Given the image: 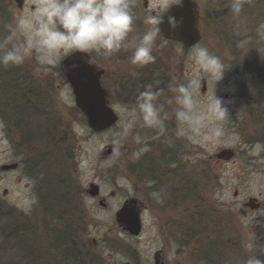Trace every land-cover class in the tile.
<instances>
[{
	"label": "rangeland",
	"instance_id": "obj_1",
	"mask_svg": "<svg viewBox=\"0 0 264 264\" xmlns=\"http://www.w3.org/2000/svg\"><path fill=\"white\" fill-rule=\"evenodd\" d=\"M136 1L139 33L152 10L161 17L173 4L148 0L151 11L146 12L143 0ZM197 2L203 34L197 46L185 49L159 32L152 65H131L128 50L122 63L110 67L122 75L120 81L105 83L118 122L101 133L89 128L70 85L58 74V48L46 53L34 47L22 65L0 66V264H152L164 245L170 248L171 264H246L249 257L264 261V39L257 32L264 24L259 22L263 12L256 6L259 0H243L238 16L230 0ZM15 4L0 0V20L1 15L14 16ZM21 17L25 23L17 38L22 43L31 34L30 12ZM17 23L14 18L12 26ZM241 41H246L243 47ZM201 47L219 59L222 80L196 63L195 50ZM132 71L145 82H136ZM192 81L188 117L175 120L180 106L169 84L188 86ZM148 85L163 90L158 106L164 97L171 101L163 110H171L172 121L185 127L179 136L185 135L187 158L194 159L187 165L185 183L179 178L170 191L164 186V195L172 197L178 186L188 197L186 210L177 215L186 221L182 242L163 240L151 213H145L146 230L139 240L114 221L125 201L137 193L134 162L150 150L148 141L153 140L145 130L149 128L132 113L133 95ZM215 97L228 111L223 119L209 113ZM224 149L235 156L219 160L216 155ZM15 163L17 170H1ZM91 184L101 188L107 207L88 193ZM251 198L261 204L258 210L244 207ZM69 220L74 224V248L57 236L65 229L59 225ZM66 247L74 257L64 256ZM179 249L183 253H177Z\"/></svg>",
	"mask_w": 264,
	"mask_h": 264
},
{
	"label": "clouds",
	"instance_id": "obj_2",
	"mask_svg": "<svg viewBox=\"0 0 264 264\" xmlns=\"http://www.w3.org/2000/svg\"><path fill=\"white\" fill-rule=\"evenodd\" d=\"M175 2L181 5L183 0ZM134 7L135 0H37L35 8L30 9L31 34L26 35L22 43L18 41L17 31L22 29L24 18H19L16 27L5 25L7 35L0 37V66L8 68L22 65L36 47L38 50L47 51L59 48L64 54L70 51L87 54L86 63L98 68L96 55L110 58L115 53L122 50L127 52L131 48L130 64L143 68L155 62L153 45L163 20L160 16L147 15L143 21L146 28L143 33H138ZM242 8L243 0H230L233 14L238 16ZM168 24L176 29L180 22L174 16H169ZM257 32L260 38L264 39V24L258 27ZM245 43L246 41H241L240 46L243 47ZM194 58L202 70H213L211 74L216 81L223 79L224 70L219 59L206 48L196 49ZM215 69H220L218 74ZM131 75L138 77L139 73L132 71ZM192 83L194 81L188 86L169 84V91L175 93V103L180 106V110L176 112L178 119L187 118L192 107ZM162 91H153L152 85L146 86V89L136 96L132 109L133 115L138 116L145 127L159 128L161 131L163 105L158 106L156 101ZM209 113L216 119L228 116L222 100L217 97L213 104L209 105ZM166 115L165 113L164 118ZM246 264H264V261L249 257Z\"/></svg>",
	"mask_w": 264,
	"mask_h": 264
},
{
	"label": "flooded vegetation",
	"instance_id": "obj_3",
	"mask_svg": "<svg viewBox=\"0 0 264 264\" xmlns=\"http://www.w3.org/2000/svg\"><path fill=\"white\" fill-rule=\"evenodd\" d=\"M9 1L10 2L14 1V3L17 4L16 2L17 0H9ZM33 1L34 0H25L23 2L22 8L17 7L18 5L15 4L17 10L14 11L13 18L19 20L21 15H23L26 11L30 12V9H34L37 0H35L36 3L34 4L32 3ZM143 8L146 12L151 11L149 9V4L145 5L144 2H143ZM139 12H140L139 4L135 0L134 13L136 15V28L138 33L140 32L138 25ZM150 14L157 16V13L153 10L150 12ZM129 50L132 49L130 48ZM44 51L46 53L48 52L47 50ZM73 53L75 52L70 51L67 54H64L63 50L58 48L55 54L56 56L55 66L58 67L57 68L58 74H60L61 79L66 84H69V80L61 71V64L68 56H70ZM93 55L96 54L93 53ZM124 56L127 55L126 52L123 50L113 54L110 58H104L101 55H96V59L99 67L105 72L103 76L104 86L105 83L108 82V80L111 79L115 81L121 80L122 78L121 74H118L117 76L115 75L114 72H110L109 70L110 67H113L115 64L122 63ZM149 65H152V63ZM135 79L136 82L138 83L145 82V79L141 78L140 76L135 77ZM139 87L140 85L134 90H137ZM106 88L110 92V105H111V91L108 87ZM137 95L138 93L136 95H133L134 96L133 104H135ZM166 99L167 97H164L159 104L163 105L165 103H169V101H167ZM170 111L163 110V112L161 113V116L163 118V131H161L159 128L145 129L147 131V134L149 136L151 135V138H153L151 142L148 141L150 150L147 153H145L141 159L135 160L134 162L135 163L134 175L136 178L135 184L137 187V193L132 199L134 201L137 211L140 212V217L142 221L141 234L139 236L130 235L135 240H139L144 235L147 224L145 219V213L148 214L151 213L152 215H154L155 219L158 222L159 235L163 240L165 241L177 240L179 242H182V240L184 241L181 232H182V227L184 226L183 223L186 224V221L183 220L184 215L183 216H177V215H182L180 212L186 210L185 207H187L188 197H186L187 195H185V192L184 193L178 192V186L172 197L168 195H164L163 193H164V186L169 190V186L172 183H175L174 181L178 183L177 180L179 178H181V180L184 182L183 179L188 175V172L186 170L187 165L190 163H194L193 162L194 159L187 158L188 140L185 138V135L179 136L180 134L179 130L185 132V127L181 126V124L177 123L176 121H172L171 117H169ZM165 113L167 114L166 118H164ZM176 119L177 116L175 117V120ZM170 140L172 141V143L170 142ZM112 153L113 150H110L108 152V154H112ZM191 171L193 172V170ZM140 191L144 192V194H142V192ZM94 198L95 199L100 198V205L102 208L103 206L104 207L108 206L106 200L103 199V194H101V188H100V194ZM179 219L180 221H178ZM115 220H116V216H115ZM116 227L119 228L122 232L127 233L119 225L116 224ZM183 237H185V231L183 232ZM100 238L101 241L103 242V234H101ZM183 251L184 249H179L177 253H183ZM169 254H170V248L167 245H164L162 248L158 249L154 253L152 264H171Z\"/></svg>",
	"mask_w": 264,
	"mask_h": 264
},
{
	"label": "water",
	"instance_id": "obj_4",
	"mask_svg": "<svg viewBox=\"0 0 264 264\" xmlns=\"http://www.w3.org/2000/svg\"><path fill=\"white\" fill-rule=\"evenodd\" d=\"M25 0H17L19 8L23 7ZM148 5V0H143ZM174 16L180 22L179 27L173 29L168 24V17ZM163 22L159 25L164 39L177 43L185 49L197 46L203 39L201 31V10L196 0H183L181 5L173 4L162 15ZM87 54L75 52L68 56L61 64V71L68 78L72 88L76 107L85 117L89 128L95 133L104 132L118 122V116L110 105V92L103 84L104 70L100 67L89 66L86 63ZM202 92L206 91L203 84ZM235 156L231 149H224L217 153L219 160L229 161ZM19 164L4 165L1 170L14 171ZM88 193L92 197L100 194V188L91 184ZM235 195H238L236 192ZM244 207L258 210L261 204L257 199L251 198ZM115 223L132 236H139L142 231L140 212L137 211L133 199L125 202L117 212Z\"/></svg>",
	"mask_w": 264,
	"mask_h": 264
},
{
	"label": "trees",
	"instance_id": "obj_5",
	"mask_svg": "<svg viewBox=\"0 0 264 264\" xmlns=\"http://www.w3.org/2000/svg\"><path fill=\"white\" fill-rule=\"evenodd\" d=\"M197 1V0H196ZM256 6H257V8L258 9H260L261 8V10H262V12H263V14L261 15V17H260V20H259V22H261L262 23V21H264V0H259V2H257L256 3ZM5 14V13H4ZM7 16L5 15L4 16V18H3V15H1V20H0V37H2V36H4V35H7V31L5 30V25H12V21L14 20V18H13V16L11 15V14H9V17H7ZM9 18V19H8ZM2 25V26H1ZM174 44V43H173ZM78 109V108H77ZM79 110V109H78ZM57 194H58V197H57V201H59L60 202V199H59V193L57 192ZM61 204V203H60ZM49 216V215H48ZM23 219H25L24 217H22ZM22 224V223H21ZM73 220H72V222L69 220V223H66L65 222V224H60L59 225V227H64L65 229H64V233H58V231H57V236L58 235H61L63 238H61L62 239V241L63 242H66V243H68V244H66V245H69V246H71V247H73V246H75L74 244H73V242H72V240L70 239V237H71V231H72V229H73ZM58 227V228H59ZM57 228V229H58ZM67 228V229H66ZM67 232V233H66ZM74 248V247H73ZM69 253V254H68ZM67 254L68 255H70L71 254V252H70V250H69V248H67L66 247V254H64V256H67ZM72 255V254H71ZM70 255V256H71ZM73 256V255H72ZM74 257V256H73ZM72 258V257H71ZM69 259V258H68ZM70 260V259H69ZM72 262H74L73 261V259H72Z\"/></svg>",
	"mask_w": 264,
	"mask_h": 264
},
{
	"label": "bare ground",
	"instance_id": "obj_6",
	"mask_svg": "<svg viewBox=\"0 0 264 264\" xmlns=\"http://www.w3.org/2000/svg\"><path fill=\"white\" fill-rule=\"evenodd\" d=\"M131 199H132V198H131ZM128 200H129V199H128ZM128 200H127V201H128ZM128 234H129V233H128ZM129 235H130V234H129ZM131 236H132V235H131Z\"/></svg>",
	"mask_w": 264,
	"mask_h": 264
}]
</instances>
